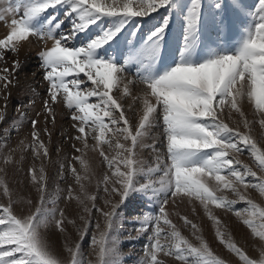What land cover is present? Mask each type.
Segmentation results:
<instances>
[{
    "label": "snow or ice",
    "instance_id": "snow-or-ice-1",
    "mask_svg": "<svg viewBox=\"0 0 264 264\" xmlns=\"http://www.w3.org/2000/svg\"><path fill=\"white\" fill-rule=\"evenodd\" d=\"M0 25V264H124L125 222L144 240L139 264H264V0H0ZM33 42L47 98L9 124L21 67L9 57ZM57 106L75 131L70 156L54 148L63 162ZM182 204L203 210L213 241Z\"/></svg>",
    "mask_w": 264,
    "mask_h": 264
},
{
    "label": "rangeland",
    "instance_id": "rangeland-1",
    "mask_svg": "<svg viewBox=\"0 0 264 264\" xmlns=\"http://www.w3.org/2000/svg\"><path fill=\"white\" fill-rule=\"evenodd\" d=\"M254 0H248V3H253ZM8 31L6 26L0 25V37H3L6 32ZM41 49V45L37 44L36 42H33L32 44L24 43L23 47L21 48L18 56H10L9 60L12 59H18L20 61L21 67L20 70L15 73V75L18 77L19 83L16 87L12 88V96L8 100V116H9V124L13 122L14 119L17 117L18 111H26L28 113L29 117H34L35 113L37 111H42V101L43 99H46V88L47 84L43 79V70L40 67V61L38 59V52ZM30 63V64H29ZM32 63V64H31ZM9 67H11V64L9 63ZM29 100H35V104H29ZM3 101L0 100V104H2ZM18 103H23L27 105L25 108H19L18 109ZM245 110L248 112L249 117L252 116V109L250 105L245 104ZM57 123L54 129H52L51 124H49V129L52 131V145H53V161L63 162L60 157H58L55 152L54 148L59 147L61 148L62 155L63 156H70L71 155V148L69 147L70 142L65 139L66 134H75L74 129L71 128L72 121L69 119V112L66 108L63 106H57ZM41 121H43V117H41ZM8 125H5V128L7 129ZM38 127L42 128L43 123L38 125ZM30 131V121L25 119L23 121V127L17 133L16 131H12L11 133V140L10 143L12 146H15L17 141L19 139H22L24 137H27ZM254 133L257 137H259L262 133V130L257 125L254 128ZM45 138V143H47V139ZM91 142V141H90ZM151 142V141H148ZM150 149H145V158H148V154L150 153ZM89 159L92 161L93 165L97 167V171L99 173L100 167H99V159L97 157L96 153H89ZM244 162L248 163L250 162V159L247 155H244L241 157ZM32 163L31 157H28L25 162V171L27 170V166H30ZM39 166V161H37V167ZM55 172V167L52 165H49V173L50 175ZM9 179L12 181L14 185H17V187L22 191V193L27 194V189L25 188L26 181L24 178L23 173L16 174L15 172H11L9 175ZM61 187H63V184H61ZM95 185L93 183L92 190H94ZM257 195V194H254ZM2 202V201H0ZM137 205L133 204L130 206L129 212L131 214H134L132 211L134 208H136ZM170 207H172L170 205ZM180 208L183 210L182 214L188 213L189 218L194 219V221L199 222L201 226L204 228L205 236L211 241H213L214 238V229L212 228L211 221L207 219V217L203 214L202 209H198V215L193 217L190 214V208L191 205H181ZM176 210V209H173ZM217 213L222 216L231 226L234 228V235L239 240L241 236H246L247 231L243 228V226H240L238 222L235 220V217L232 215L224 216V214L217 210ZM132 217L128 216V219L130 220ZM174 220L179 224L182 222L179 221L174 217ZM133 225L125 222L123 225L124 231L121 235V250L124 253H128L130 250L132 251L133 255L131 257L126 256L124 259V264H139V258L142 257L143 252V244L144 240L143 238H140L138 240H129L128 239V230L131 229ZM185 235H189L187 230H183ZM133 236H135V232L132 233ZM52 243L56 246H61L63 244V240L58 237L57 235H53ZM241 243H243V240H241ZM135 244V248H132V245ZM217 251H223L222 246L218 245V242L214 243L213 245ZM85 254L88 255L90 253V249L88 248L87 244L84 246ZM258 245H253V250L251 251V254L255 257L258 255V253L254 250ZM94 258V257H92Z\"/></svg>",
    "mask_w": 264,
    "mask_h": 264
},
{
    "label": "bare ground",
    "instance_id": "bare-ground-1",
    "mask_svg": "<svg viewBox=\"0 0 264 264\" xmlns=\"http://www.w3.org/2000/svg\"><path fill=\"white\" fill-rule=\"evenodd\" d=\"M30 64V63H29ZM32 64V63H31Z\"/></svg>",
    "mask_w": 264,
    "mask_h": 264
}]
</instances>
